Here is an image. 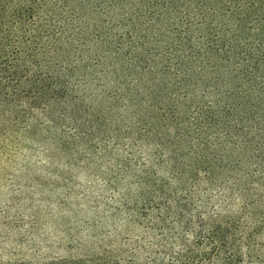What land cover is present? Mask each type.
<instances>
[{
  "label": "rangeland",
  "instance_id": "374dc122",
  "mask_svg": "<svg viewBox=\"0 0 264 264\" xmlns=\"http://www.w3.org/2000/svg\"><path fill=\"white\" fill-rule=\"evenodd\" d=\"M78 1L64 0L62 10L74 18ZM82 11L85 24L95 21L124 50L118 56L104 53L86 73L82 66L70 69L69 88L60 101L26 104L19 118H0V264L127 262L136 250L134 238L161 233L154 224L157 216L173 230L164 228L165 234L180 230L176 208L184 200L190 204L183 210L187 220H195L198 210L203 220L237 214L259 226L254 244L264 258V189L252 185L261 198L244 202L239 192L227 189L229 182L210 179L211 172L222 173L212 163L224 154L216 147L212 97L201 89L171 97L180 109L170 100L148 103V74L139 81L131 76L132 51L147 44L141 28L151 21L150 10L99 4ZM85 39L86 49L95 43ZM176 127L189 139L174 146ZM261 127L264 131V122ZM261 142L264 162V136ZM173 158L194 164L199 182L184 178L181 187ZM251 170L256 178L255 167ZM255 231L249 228L247 234ZM171 247L176 251V243Z\"/></svg>",
  "mask_w": 264,
  "mask_h": 264
},
{
  "label": "trees",
  "instance_id": "16d2710c",
  "mask_svg": "<svg viewBox=\"0 0 264 264\" xmlns=\"http://www.w3.org/2000/svg\"><path fill=\"white\" fill-rule=\"evenodd\" d=\"M63 1L0 0V118L9 114L19 118L26 104L35 107L45 100L60 101L69 88L70 69L82 66L86 73L105 57L104 53L118 56L124 50L123 45L110 40L111 32H104L95 21L85 24L82 18L87 15L82 10H94L99 4L115 10H150L151 21L141 28V38L147 44L132 51L131 76L139 81L148 74L152 83L148 103L170 100L180 109L171 97H186L201 89L212 97L213 127L220 139L216 147H222L224 154L215 156L212 163L222 173L211 172L210 179L229 182L227 189L239 192L241 201L259 202L261 194L251 186L264 189V162L260 158L264 136V0H80L74 4L78 10L74 18L62 10ZM85 37L95 41L88 49ZM92 45L96 47L90 48ZM193 99L195 105L200 102ZM157 108L148 111L158 112ZM198 119L209 126L204 115ZM162 125L165 123L157 122V127ZM173 138L174 146L189 139L180 127ZM173 159L172 168L181 187L184 178L199 182L194 164ZM252 166L258 173L256 178ZM243 177L247 180L242 181ZM187 206L186 200L178 203L180 230L174 236L164 233V228L173 230L166 218L157 216L154 224L161 233L134 238L136 250L127 262L118 259L100 264H263L254 244L259 226L244 222L237 214L203 220L198 210L195 220H187L183 214ZM249 228L256 230L254 234H247ZM172 243H176V251H172Z\"/></svg>",
  "mask_w": 264,
  "mask_h": 264
}]
</instances>
